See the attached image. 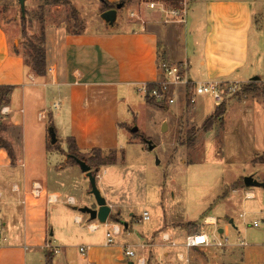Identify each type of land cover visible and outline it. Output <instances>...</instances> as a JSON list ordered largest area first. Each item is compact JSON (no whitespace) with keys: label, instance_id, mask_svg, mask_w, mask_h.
Returning <instances> with one entry per match:
<instances>
[{"label":"crops","instance_id":"1","mask_svg":"<svg viewBox=\"0 0 264 264\" xmlns=\"http://www.w3.org/2000/svg\"><path fill=\"white\" fill-rule=\"evenodd\" d=\"M105 1L111 5L125 1L123 5L129 7V15L118 26L116 21L110 28L114 30L106 35L99 36L101 34L96 31L89 33L85 21L82 27L80 24V31L75 32L68 31L63 25L45 27L47 75L42 78L34 76L22 56L16 54L4 26L0 23V86L15 88L9 105L4 107L8 108V113L3 117L14 129L20 131L22 138V152L19 160L15 154L16 162H12L4 149L0 150V169H23L22 181L14 182L10 186L14 199H7L6 202L9 215L6 217L8 219L4 223V229L8 228L12 237L3 240L0 238V264H44L47 252L53 256L59 255L61 248L65 247L53 245L51 240L53 233L48 223V209L59 204L64 195L49 191L45 162L48 154L54 151L47 146L49 131L38 127L39 123L49 118L56 136L58 131L61 134V139L57 140L61 142L63 151L64 144L69 139L75 140L80 154L92 150L122 149L118 147L121 136L119 126L125 122L120 121L119 105L129 99L131 89L141 94V85L157 82L158 67L162 62L185 63L188 66L189 79L194 84H245L255 78L264 83V75L252 77L251 74L252 65L260 67L263 58L264 0H181L186 8L183 22L178 19L167 21L163 13L150 9L147 1L145 6H142L140 0ZM102 9L101 3L98 11L102 12ZM163 19L166 20V25L160 24ZM262 70L264 74V69ZM116 84L118 88L111 89ZM232 103L222 117L223 123L225 124L227 118L229 122L237 121L240 125L250 120L254 122V143L250 144L252 162L253 166L264 164L254 162L256 158H264V105L257 101L249 107L246 106L247 103ZM59 105L65 106L64 112L63 108L62 112H58ZM234 112H237L236 116ZM41 114H44L45 119L40 120ZM212 131L213 129L210 132ZM36 141L42 145L40 148L36 147ZM100 169L96 171L97 180H102L106 174V171L101 174ZM40 178L45 180L43 184L38 181ZM240 180L230 184V194L236 195L244 190V199L253 202L250 205V215L255 214L258 219H262L252 220L247 226L249 228H245L248 242L242 237L238 238V243L230 242V230L227 227L220 228L218 217L211 215V210H208L201 216L203 225L195 222L201 228L197 230L196 227V234L191 235L210 236L206 233V228H217V234L228 240L226 247L210 246L187 250L185 241L191 235L181 228L173 227V231L159 233L158 244L154 240H144L106 246L105 239L98 248L93 245L81 247L88 248L84 255L90 253L86 264H133L124 260L123 251L126 247L139 249L138 253L148 263L154 258L153 250L157 249V254L165 264H185L177 259L178 254L190 258L193 264H264V208L260 202L263 192L247 190L246 187L231 189ZM34 183L43 187L44 195L38 200L30 195ZM15 187L20 192H14ZM247 194L252 195V198L248 199ZM0 195L2 200V193ZM25 195L28 199L26 206L22 204ZM227 195L221 198H226ZM48 196L57 198L56 203H48ZM63 201L72 207V211L78 213L74 210L77 207L75 197L68 195ZM16 205L18 214L13 210ZM247 215L249 214L245 213L240 217L245 219ZM76 218L79 216H74L76 225H83L86 221L80 217L83 224H77ZM255 221L262 224L258 229L253 228H262L259 235L252 233V224ZM89 224L94 223H86L83 230L88 234H95L97 231L92 233L88 230ZM163 235H167L176 246L164 243ZM239 240H244L247 246H240ZM143 244H150V247L141 250L140 246ZM46 245H50L52 250L46 249ZM53 250H58L59 253L55 254ZM56 264L75 263L64 260Z\"/></svg>","mask_w":264,"mask_h":264},{"label":"rangeland","instance_id":"2","mask_svg":"<svg viewBox=\"0 0 264 264\" xmlns=\"http://www.w3.org/2000/svg\"><path fill=\"white\" fill-rule=\"evenodd\" d=\"M66 1L70 2L71 6L66 2L55 4V0H27L23 15L18 0H0V23L10 38L11 47L22 54L27 53L30 44L36 42L45 27L49 25H63L70 32L80 31L72 19V9L79 12V14L77 12L79 24L82 27L85 21L89 27V33L96 31L97 34H101L99 36H102L114 30L101 19L102 12L98 11V6H101L99 0ZM140 1L144 4L142 6H145L146 1L152 0ZM128 8L126 5L118 11L117 26L129 15ZM165 21L160 20V24H165ZM262 45L264 49V43ZM260 67L252 65V77L264 75L262 70L264 69V52ZM250 82L239 84L238 91L225 100L226 113L232 102L234 105L247 103L248 107L254 101L264 105V100L254 99L244 93V89ZM117 88L118 84L111 89ZM179 91L180 96L175 105L160 107L150 104L146 97L135 90H130L129 99L121 103L118 109L120 121L125 122L119 126L121 136L118 147L122 149L92 150L89 153L80 154L77 146V149H72V144L67 141L63 151L59 141H57L58 149L51 148L53 145L48 132L47 146L54 152L48 154L45 162L46 181H48L50 192H61L64 195V199L59 204L48 209V223L53 233L52 243L58 247L65 246L61 248V254L53 256L52 264L64 260L75 264H86L90 253L83 256L80 248L88 245L98 248L106 239L105 225L100 224L95 234H88L86 230H83L86 223H99L90 221L87 215L72 211V207L63 201L68 195H72L77 201V207L98 208L90 192L88 178L78 165L70 164L72 162L67 155L70 150L80 159L114 161L113 165L100 169L101 174L103 171H106V174L103 175L102 180H97V187L112 210L109 222H117L123 229L121 236L113 238L114 243L111 246L144 240H154L155 244H158L159 233L165 230L173 231V227L181 228L190 235L196 234V231L187 228V225L195 222L203 225L201 216L208 210H211L209 212L211 215L218 217L220 228L227 227L230 230V242H237L239 237L249 241V238L245 237L244 230L249 228L247 226L252 220L258 219L255 214L249 213L252 211L250 205H253V202L244 199V190L236 195L230 194V184L251 176L260 183L264 182V164L253 166L252 162L253 152L250 144L254 143V122L250 120L240 125L237 121L229 122L227 118L224 124V118H222L216 120L213 131L207 133L204 123L215 114L214 110L217 108L213 100L208 97H198L197 103L188 107L184 88H180ZM58 104L62 105L61 102ZM105 106L106 103L103 104V108ZM64 107H58V112H62L61 108L64 112ZM3 109L4 107L0 108V139L11 146L14 157L16 154L19 160L22 152L20 131L14 129L8 120H5ZM110 113L109 111V115ZM236 115L237 112L234 116ZM49 121L48 118L45 122L39 123L38 127L49 131L51 126ZM164 124L167 125L165 132H163ZM133 128H138V132L132 133ZM57 129L59 130V127ZM57 136V139H61L59 131ZM143 138L152 141L156 146L153 152L148 151ZM41 146L40 142L36 141V147ZM254 162L264 163V158H256ZM22 179L23 169L21 168L0 169V193H2L0 238L2 240L12 237L8 228L4 229V223L8 219L6 217L9 215L7 199H14L10 186ZM38 181L42 184L45 182L41 178ZM245 189L263 192V199L260 202L264 208V189ZM224 194L228 195L226 198H221ZM13 210L18 214L17 205ZM144 212L149 213L150 220L139 223ZM245 213L249 215L245 219L241 218L240 215ZM75 215L86 220L83 225L74 223ZM120 222L128 224L129 229L126 230ZM198 223L197 230L201 228ZM252 230V233L259 235L262 228L256 230L252 227ZM217 232V228H206V233L210 236L224 240V237H220ZM158 252L157 249L153 250L154 258L148 264L166 263L157 254ZM124 260L127 261L125 258Z\"/></svg>","mask_w":264,"mask_h":264},{"label":"built area","instance_id":"3","mask_svg":"<svg viewBox=\"0 0 264 264\" xmlns=\"http://www.w3.org/2000/svg\"><path fill=\"white\" fill-rule=\"evenodd\" d=\"M148 7L152 10L157 9L161 13H163L167 21L178 19L179 21H184L186 15V8L185 6L180 3L179 8H172L170 7L165 1L163 0H152L148 2ZM133 16V15H132ZM159 79L157 82L152 84H144L141 85L139 88L140 93L149 99L155 100L157 104H163L172 106L175 105L177 102L178 97L180 96V88H184V92L186 93V88L191 85L193 88L192 96L189 100V104L191 106L197 103L198 97H208L211 98L214 102L215 107H219L225 103V100L230 98L234 93L238 91L240 88L238 83H230V82H206V83H198L194 84L190 81L188 76V66L185 63L180 64H172L168 62H162L159 67ZM186 97V96H185ZM3 114L8 113V108H4L2 110ZM40 120L45 119L44 114H41ZM14 192H20L18 187L13 189ZM30 195L33 199L38 200L44 195L43 187L39 183H34L32 185ZM48 203L53 204L56 203L57 198H53L48 196ZM247 198L251 199L252 195L247 194ZM1 200V195H0ZM70 203H73L72 199H69ZM23 205L28 204V199L25 195L24 200L22 202ZM243 218V216H241ZM150 220V215L148 212H144L142 218L139 220L141 222H147ZM75 222L77 224H83L82 219L76 218ZM262 224L258 221L253 222V228H260ZM107 228L105 238H106V246H111L114 243L113 238L115 236H120L123 233V229L120 224L112 223L110 224L107 222L105 224ZM88 230L92 233L96 232L100 228V224H89L87 226ZM162 241L164 243H170L173 247L176 246L174 242H171V239L167 235L162 236ZM1 243V239H0ZM228 245V240H217L211 238L206 234H197L191 235L186 238L185 241V248L187 250H191L194 248H201V247H210L216 246L219 248L226 247ZM239 245L242 247L247 246L244 240H239ZM150 247V244H143L140 246L141 250H146ZM46 249L52 250L50 245H46ZM88 248H80L81 254H85ZM137 248L134 247H126L123 251V256L128 261L132 262L133 264H148L147 259L138 253ZM55 254H58V250H53ZM177 259L180 262L185 264H193L190 258H186L183 254H178Z\"/></svg>","mask_w":264,"mask_h":264},{"label":"trees","instance_id":"4","mask_svg":"<svg viewBox=\"0 0 264 264\" xmlns=\"http://www.w3.org/2000/svg\"><path fill=\"white\" fill-rule=\"evenodd\" d=\"M165 1L170 7L172 8H179L180 7V3L181 0H163ZM59 2H66L67 5H70V2L68 1H64V0H55V4H58ZM100 2L102 3L103 6V10L102 13L105 11H109L112 9H115L117 5H111L108 2H106L105 0H100ZM122 4H125V1H122ZM72 19L75 22V26L76 27H80L79 24V20L77 18V12L76 10L72 9ZM45 44H46V39H45V29L42 32L41 37L34 42L33 44L31 43L29 46V51H27V53H20L17 49H15L16 54L19 56H22V58L24 59L25 65L30 69L31 73L39 78L42 77H46L47 75V67H46V49H45ZM15 88L14 87H10V86H0V108L1 107H6L9 105L10 103V99L12 96V93L14 92ZM193 93V88L191 85H189L186 88V104L189 107V100L192 96ZM244 93L247 96H252L254 99H262L264 100V83L261 82V80L259 79L258 81L255 80H251L250 84L244 89ZM146 100L155 106H164L163 104H157L155 102V100L146 98ZM226 113V106L225 104H222L221 106L217 107L215 110V114L211 115V117L209 119L206 120V122L204 123V129L205 131L208 133L213 129V124L216 120L221 119ZM53 129V126H50V129ZM68 142H70L72 144V149L76 148V143L73 139H69ZM58 144L56 143L55 145L51 146V148H55L58 149ZM6 150L9 154V157L11 158L12 162H15V157L12 151L11 146L6 143L4 140L0 139V150ZM77 149V148H76ZM98 151V150H97ZM67 155H71V162L74 165H77L75 158H79V156L76 155L75 152L73 151H69L67 153ZM84 162H86L93 170L94 175H96V171L98 172L99 169L101 167H106L109 165H113L114 161L111 160L110 162H103L100 159L99 160H95L93 158L91 159H80ZM243 180V179H242ZM240 181H238L237 183H235L231 189H237L240 187H245L244 186V181L242 183ZM226 194H224L223 197H225ZM196 227H197V223H190L187 225V228L196 231ZM52 259H53V255L49 252L46 253V264H52Z\"/></svg>","mask_w":264,"mask_h":264},{"label":"water","instance_id":"5","mask_svg":"<svg viewBox=\"0 0 264 264\" xmlns=\"http://www.w3.org/2000/svg\"><path fill=\"white\" fill-rule=\"evenodd\" d=\"M27 0H18L20 7H21V13L24 15L25 14V5H26ZM123 4H118L115 9L109 10L104 12L101 15V19L109 24L110 26H114V24L117 21V15L118 11L123 8ZM255 81H258L259 78L253 79ZM222 119V118H221ZM167 130V125H163V132ZM138 128H133L132 133H137ZM50 137H51V144L55 145L57 143V136L56 132L54 129L49 130ZM147 146H148V151L153 152L156 149V146L152 143V141H147ZM75 161L77 165L80 167L81 171L86 175L90 182V187H91V194L94 196L96 200V204L98 206L97 209H91L88 207L84 208H78L75 207L74 210L77 211L78 213H81L83 215L89 216L90 221L92 222H98L101 225L107 224L110 215H111V207L107 204L106 199L102 196L100 190L97 187V176L94 175V172L92 168L84 161L75 158ZM159 164V162H157ZM244 186L246 188H261L264 187V183H260L257 181L253 176L251 177H246L244 180ZM125 229H128V224L124 222H120ZM222 233V231L220 232Z\"/></svg>","mask_w":264,"mask_h":264},{"label":"flooded vegetation","instance_id":"6","mask_svg":"<svg viewBox=\"0 0 264 264\" xmlns=\"http://www.w3.org/2000/svg\"><path fill=\"white\" fill-rule=\"evenodd\" d=\"M142 140H143L144 144H147V141H148L147 139L145 140V138H143ZM71 158H72V156L71 155H68V159L71 160Z\"/></svg>","mask_w":264,"mask_h":264}]
</instances>
